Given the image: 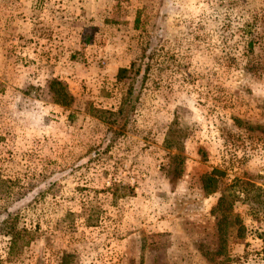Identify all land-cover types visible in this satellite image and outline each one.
Masks as SVG:
<instances>
[{"label":"rangeland","instance_id":"374dc122","mask_svg":"<svg viewBox=\"0 0 264 264\" xmlns=\"http://www.w3.org/2000/svg\"><path fill=\"white\" fill-rule=\"evenodd\" d=\"M0 264H264V0H0Z\"/></svg>","mask_w":264,"mask_h":264},{"label":"trees","instance_id":"16d2710c","mask_svg":"<svg viewBox=\"0 0 264 264\" xmlns=\"http://www.w3.org/2000/svg\"><path fill=\"white\" fill-rule=\"evenodd\" d=\"M141 64H143L142 59L138 62L131 61L127 67L118 68L115 77L116 80L125 85V90L120 96L117 108L115 111L97 110L99 113L98 116L101 117L107 125V131L110 133V139L117 137L121 131L124 130V127L136 109L139 92L138 82L142 83L144 78V76L139 77ZM144 65L147 66V63L144 62ZM145 70L146 67L143 69V74ZM48 89L51 93L53 102L63 106H68L72 102V95L69 93L63 82L57 79H52L48 83ZM218 174H220V171L212 169L209 173H206L201 177V186L204 192L211 193L216 189L220 190V195L215 205L211 208V213L215 217V226L218 232V238H221L220 247L218 246V251L216 250L217 253L222 251L224 235L227 228L229 226L232 228L236 227V231L241 228V226L237 225L236 217H231L229 208L232 197L231 195L225 193L223 188L222 190L220 189L219 180L217 178ZM238 180L239 179H236V182ZM9 232L10 233L8 234H10L11 238L15 239L17 237L18 231H16V229H11Z\"/></svg>","mask_w":264,"mask_h":264}]
</instances>
